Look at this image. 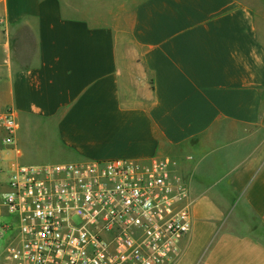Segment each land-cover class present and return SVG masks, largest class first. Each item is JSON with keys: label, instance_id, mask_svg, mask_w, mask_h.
<instances>
[{"label": "crops", "instance_id": "crops-1", "mask_svg": "<svg viewBox=\"0 0 264 264\" xmlns=\"http://www.w3.org/2000/svg\"><path fill=\"white\" fill-rule=\"evenodd\" d=\"M114 3L0 0V198L17 167L170 156L194 201L173 264H264V0Z\"/></svg>", "mask_w": 264, "mask_h": 264}, {"label": "built area", "instance_id": "built-area-1", "mask_svg": "<svg viewBox=\"0 0 264 264\" xmlns=\"http://www.w3.org/2000/svg\"><path fill=\"white\" fill-rule=\"evenodd\" d=\"M0 128L12 144V111ZM7 185L16 229L2 228L0 264H173L191 229L194 201L170 156L17 167Z\"/></svg>", "mask_w": 264, "mask_h": 264}, {"label": "rangeland", "instance_id": "rangeland-1", "mask_svg": "<svg viewBox=\"0 0 264 264\" xmlns=\"http://www.w3.org/2000/svg\"><path fill=\"white\" fill-rule=\"evenodd\" d=\"M128 0H115L114 5H108L104 10L103 14L109 15L110 18L116 19L120 24L126 22L127 13L121 10V8L126 7ZM0 198V204H1ZM13 215L6 214L4 208H0V259L2 258L6 247L11 241L12 233L11 231H3L2 228L5 224H11L12 229H16L15 220H13Z\"/></svg>", "mask_w": 264, "mask_h": 264}]
</instances>
